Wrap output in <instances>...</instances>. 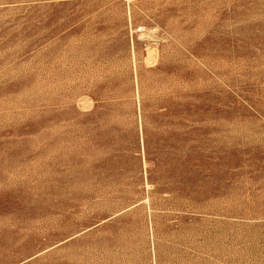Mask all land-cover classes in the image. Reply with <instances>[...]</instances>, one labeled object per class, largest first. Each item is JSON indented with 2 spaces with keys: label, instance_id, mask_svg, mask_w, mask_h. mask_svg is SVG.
Listing matches in <instances>:
<instances>
[{
  "label": "rangeland",
  "instance_id": "374dc122",
  "mask_svg": "<svg viewBox=\"0 0 264 264\" xmlns=\"http://www.w3.org/2000/svg\"><path fill=\"white\" fill-rule=\"evenodd\" d=\"M0 264H264V0H0Z\"/></svg>",
  "mask_w": 264,
  "mask_h": 264
}]
</instances>
